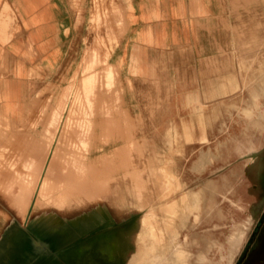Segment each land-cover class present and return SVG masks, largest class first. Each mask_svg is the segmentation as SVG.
<instances>
[{"label":"rangeland","instance_id":"rangeland-1","mask_svg":"<svg viewBox=\"0 0 264 264\" xmlns=\"http://www.w3.org/2000/svg\"><path fill=\"white\" fill-rule=\"evenodd\" d=\"M127 1L57 0L66 56L25 135L0 122V264H264V0H226L244 72L203 107L128 77Z\"/></svg>","mask_w":264,"mask_h":264},{"label":"crops","instance_id":"crops-1","mask_svg":"<svg viewBox=\"0 0 264 264\" xmlns=\"http://www.w3.org/2000/svg\"><path fill=\"white\" fill-rule=\"evenodd\" d=\"M58 6L57 0H0V122L15 137L27 132L26 123L43 100L41 90L72 41V12L62 13ZM231 6L226 0H128L122 59L128 77L157 83L169 90V100L181 98L179 104L188 107L210 105L225 85L236 90L237 75L244 70L242 64L240 70L233 66L227 48ZM227 75L234 78L230 84ZM216 112L214 104L208 118L202 112L180 119L192 124L177 129L175 136L211 137L205 123L211 127Z\"/></svg>","mask_w":264,"mask_h":264},{"label":"flooded vegetation","instance_id":"flooded-vegetation-1","mask_svg":"<svg viewBox=\"0 0 264 264\" xmlns=\"http://www.w3.org/2000/svg\"><path fill=\"white\" fill-rule=\"evenodd\" d=\"M264 218V216H262V217H260V219L259 220H262ZM250 240H251V238H250ZM247 247V248H246ZM245 248H246V253H245V255L247 254V251H248V248H249V245L248 244H246V246H245ZM244 248V249H245ZM245 255H244V257H245ZM244 257L242 258V260L244 259ZM242 260H240V261H242ZM22 262V264H26V261H24V260H21ZM239 261V262H240Z\"/></svg>","mask_w":264,"mask_h":264},{"label":"water","instance_id":"water-1","mask_svg":"<svg viewBox=\"0 0 264 264\" xmlns=\"http://www.w3.org/2000/svg\"><path fill=\"white\" fill-rule=\"evenodd\" d=\"M264 216V212L262 213L261 217ZM57 232V231H56ZM247 248V247H246ZM246 248L242 251V253L240 254L238 261L242 260V258L244 257L245 253H246Z\"/></svg>","mask_w":264,"mask_h":264},{"label":"bare ground","instance_id":"bare-ground-1","mask_svg":"<svg viewBox=\"0 0 264 264\" xmlns=\"http://www.w3.org/2000/svg\"><path fill=\"white\" fill-rule=\"evenodd\" d=\"M248 1V0H247Z\"/></svg>","mask_w":264,"mask_h":264}]
</instances>
